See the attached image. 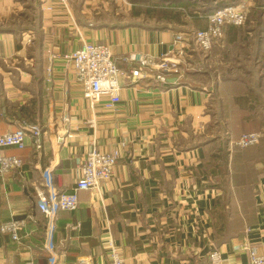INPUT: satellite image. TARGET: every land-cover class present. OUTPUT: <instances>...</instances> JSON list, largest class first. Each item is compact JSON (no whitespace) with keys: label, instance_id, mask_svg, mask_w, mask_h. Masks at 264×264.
I'll use <instances>...</instances> for the list:
<instances>
[{"label":"crops","instance_id":"crops-1","mask_svg":"<svg viewBox=\"0 0 264 264\" xmlns=\"http://www.w3.org/2000/svg\"><path fill=\"white\" fill-rule=\"evenodd\" d=\"M259 1L245 2L247 22L228 28L222 46L205 59L195 56L181 78L161 83L154 68L146 79L131 80L133 66L122 58L138 53L157 64L175 35L199 30L187 14L176 23L145 15L141 3L124 0H67V9L58 0H0V135L22 122L44 130L39 150L28 138L24 149L3 151L22 165L0 175V225L15 219L25 220V227L20 248L0 235V264L47 263L35 188L47 176L58 191H71L76 159L91 141L102 151L118 150L120 158L99 194L80 192L77 210L58 214L54 245L65 264L79 258L109 264L103 248L109 237L125 264H207L212 248L224 264H247L246 252L235 250L243 242L264 253V0ZM206 26L204 18L200 29ZM83 41L110 46L121 71L119 102L112 109L104 101L90 106L72 68L50 60ZM254 132L261 137L250 147L251 172L243 180L248 184L236 192L230 139Z\"/></svg>","mask_w":264,"mask_h":264},{"label":"built area","instance_id":"built-area-1","mask_svg":"<svg viewBox=\"0 0 264 264\" xmlns=\"http://www.w3.org/2000/svg\"><path fill=\"white\" fill-rule=\"evenodd\" d=\"M58 1L67 9V0ZM247 19L248 8L244 2L219 8L207 16V26L204 30H191L175 35L171 51L162 56L157 64L138 53L122 58V62L132 64L133 67L129 70L131 80L146 79L152 68L158 72L155 79L161 83H165L169 77L181 78L188 66L193 63L195 56L205 59L214 47L225 43V33L228 28L243 27ZM56 59H61L72 68L75 81L82 90V96L90 106H96L104 101V108L112 109L118 104L121 87L117 83V78L121 71L113 59L110 46L83 41L77 50L69 54L51 55L50 60ZM62 122L68 120L62 117ZM43 134V128L37 124L22 122L14 132L0 135V175L15 171L22 165L21 159L4 155V149L22 150L25 148L26 139L30 138L35 150H39ZM260 137V133L255 132L242 134L230 139V145L245 149L258 144ZM58 141H61V138H58ZM119 158L118 150L102 151L95 142L91 141L86 153L76 159L78 173L71 191L60 192L55 189L50 178L47 176L41 178L35 188L34 210L43 219L42 249L47 254L46 264H65V254H59L54 245L58 214L76 211L80 192L99 194L100 186L112 178ZM24 227L25 220L13 219L0 225V235H8L17 248H20L22 245L20 233ZM75 230L77 227H70V231ZM103 243L109 264H125L120 250L111 237ZM238 249L246 252L247 264H264V253H258L246 242L235 247V250ZM224 263L218 249L212 248L208 251L207 264ZM76 264H89V260L79 258Z\"/></svg>","mask_w":264,"mask_h":264},{"label":"trees","instance_id":"trees-1","mask_svg":"<svg viewBox=\"0 0 264 264\" xmlns=\"http://www.w3.org/2000/svg\"><path fill=\"white\" fill-rule=\"evenodd\" d=\"M152 1V0H150ZM155 2L147 3V0L144 3H141L140 10L145 15L153 14L157 19L160 20H167V21H174L176 23H181L179 17L180 14L183 12L193 19L194 23L197 25L196 27L200 29L203 23L204 18L207 20V16L211 14L213 11L222 8L224 2H217L216 5H208L207 7L200 8L196 2L193 4L191 2L183 1H176L175 3L171 1H166V3L160 2L155 0ZM235 0H229L228 3L234 2ZM139 0H135L133 3H138ZM236 2V1H235ZM140 3V2H139ZM147 3V4H145ZM232 4V3H230ZM246 134V133H245ZM239 137V136H238ZM252 147V146H251ZM233 157L231 163V180L232 185L236 192H239V189H243L242 187H247V184L243 183V180L249 175L251 170L248 167L247 160L253 157V149L248 147L245 150H240L238 147H233ZM250 183V182H249ZM245 184V186H244ZM246 205L250 206L248 202ZM236 217V216H235ZM238 219V218H237ZM228 236H224L223 239L227 238Z\"/></svg>","mask_w":264,"mask_h":264},{"label":"rangeland","instance_id":"rangeland-1","mask_svg":"<svg viewBox=\"0 0 264 264\" xmlns=\"http://www.w3.org/2000/svg\"><path fill=\"white\" fill-rule=\"evenodd\" d=\"M113 1L115 2L116 0H113ZM134 1L135 0H124V2L127 3V4L133 3ZM146 1L147 0H139L140 3H144ZM158 1L163 2V3H166V1H168V2L171 1V2L175 3L176 1H183V0H158ZM185 1H190V2H193L194 1V2L197 3V5L200 8H203V7H207L210 4L211 5H216V3H214V2H218V3L219 2H224V4H227L228 6H235V5H238V4L243 3V2L245 3L247 0L246 1L245 0H239V1L238 0H235L236 2L235 1L234 2H230L232 4L228 3L229 0H185ZM196 3H193V4H196ZM223 7H226V6L223 5ZM191 70L193 71V69H191ZM214 133L215 132H212L211 134L208 135V140L214 137Z\"/></svg>","mask_w":264,"mask_h":264}]
</instances>
